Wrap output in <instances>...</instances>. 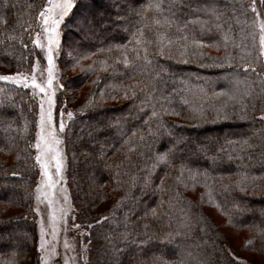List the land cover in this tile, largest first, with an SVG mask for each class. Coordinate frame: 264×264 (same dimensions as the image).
<instances>
[{
	"label": "trees",
	"instance_id": "obj_1",
	"mask_svg": "<svg viewBox=\"0 0 264 264\" xmlns=\"http://www.w3.org/2000/svg\"><path fill=\"white\" fill-rule=\"evenodd\" d=\"M46 1L0 0V68L32 66ZM250 1L160 0L163 13L147 7L156 0L75 1L77 50L60 63L73 70L64 98L78 103L63 144L87 264H244L243 252L264 264V81L251 71L263 62ZM87 3L107 26L86 19ZM77 28L91 35L80 41ZM37 109L28 88L0 81V264L40 261Z\"/></svg>",
	"mask_w": 264,
	"mask_h": 264
},
{
	"label": "rangeland",
	"instance_id": "obj_2",
	"mask_svg": "<svg viewBox=\"0 0 264 264\" xmlns=\"http://www.w3.org/2000/svg\"><path fill=\"white\" fill-rule=\"evenodd\" d=\"M76 1V0H75ZM112 0H103L102 4H109ZM264 0L260 2V0H251L249 2V7L251 11L256 13V25H255V43L259 48V52L261 53L262 66L259 68H251V71H259L261 72V77L264 81V29L260 27L262 23H264V13L262 12L260 6H262ZM88 4V3H87ZM47 6V1L42 10ZM89 4L86 6L87 11L89 12L86 19L88 21H98L103 26L108 25V21L104 15H102L103 8L99 6V8L89 10ZM75 6L73 7V9ZM73 9L70 14H72ZM84 9V7H83ZM41 10V11H42ZM40 11V12H41ZM70 14L65 18L63 25L60 28V44L54 47L53 50V82H52V125L54 128V135L60 141L58 145H53L55 149H58L60 156L62 157V168L59 172L55 169V162L52 161L48 168V171L52 175V180L54 182L53 186H49L47 181V176L45 175V169L41 165L39 161H37L39 168V176L36 180V184L33 191V209L35 222L37 227V250L39 253V264H87L88 263V253H87V243L84 239L85 229L79 225V223L75 222L74 215V206L72 203V197L70 192V185L67 175V157L64 149V133L70 119L68 115L69 112L73 114L72 108H75L78 102H73L69 104L66 101L64 96L72 93L69 91L73 84L70 82L63 81V74H73V70L63 68L60 63V57L66 50H69L70 53L76 52L77 47H75V42L77 38H74L69 34L68 29L71 28V21L69 19ZM82 14H85V11L82 10ZM74 22L81 25L83 22L79 19V16H75ZM70 27V28H69ZM43 31V23L42 19L39 16L37 26L32 32V43L36 40L37 33H41ZM111 31V30H110ZM78 37L81 39L80 41H84L88 36L91 35V31L86 32L85 30H81V28H77ZM64 34L68 37V40L65 41V45L63 46ZM65 37V39H66ZM41 41H44V37H40ZM79 42V40H78ZM35 46V45H34ZM37 48V56L35 57L32 66L28 70H19L12 71L7 70L5 68H0V75H13L16 73L26 74L27 76H31L33 74L36 75L37 82H41L42 77L40 75L43 72V80H47V49L41 50ZM9 82L14 85L16 83L12 81H4ZM22 86V85H18ZM62 86V87H61ZM23 87V86H22ZM65 87L69 88V90L65 91ZM30 92L36 97L37 100V117H36V130L35 137L33 140V147L35 150V157L37 155H42L45 152L44 147L36 148L35 145L37 143L38 134L41 132V123H40V114H41V103L44 104V109L47 111L48 103L45 93L39 92L38 89H33L31 87L28 88ZM72 90V89H71ZM35 93V94H34ZM59 94L61 98L59 99ZM264 117V111L261 113ZM73 117V115L71 116ZM63 121L65 127L61 131L59 129V123ZM236 129L234 126H230L229 128H224V131H231ZM47 135V132L45 133ZM43 145V141H41ZM221 220V219H219ZM43 229V232H42ZM43 235V242L45 244V250H40L41 244V236ZM236 242L239 241L236 239ZM243 256L245 258L242 259L244 264H256L254 263L255 256H248L246 252H243Z\"/></svg>",
	"mask_w": 264,
	"mask_h": 264
},
{
	"label": "snow or ice",
	"instance_id": "obj_3",
	"mask_svg": "<svg viewBox=\"0 0 264 264\" xmlns=\"http://www.w3.org/2000/svg\"><path fill=\"white\" fill-rule=\"evenodd\" d=\"M75 6V0H47V6L39 13L40 18L42 19L43 23V31L41 33H37V39L33 41V44L40 48L41 50L47 49L46 56L48 62L47 68V80H43V72L40 73L42 80L41 82H37L36 75L33 74L31 76H27L26 74L16 73L13 75H0V81H12L17 85H22L24 88H33L38 89L39 92L45 93L48 103L47 111L44 109L43 102L41 103V114H40V123H41V132L38 134L37 143L35 145L36 148H41L42 146L45 149V152L42 155H37L36 160L41 163V165L45 169V175L47 176L46 183L49 186H53L54 182L52 180V175L48 171L50 163L52 161L55 162V169L57 172L60 171L62 168V157L58 149H55L53 145H58L60 141L54 135V128L52 125V95L50 94L52 91V82H53V50L54 47L60 44V28L63 25L65 18L70 14L71 10ZM148 8H154L157 12L163 13V9L161 7L160 0H156L155 3H150ZM171 7V6H170ZM143 19V16H141ZM165 21L171 24V21L167 20L165 17ZM155 24L160 25V20H155ZM262 29H264V23L260 25ZM134 38L137 44H142V37L143 32L139 31L138 34L134 33ZM44 37V41L42 42L40 37ZM187 39V37H184ZM143 43L151 44L152 41L144 40ZM156 43L160 46L161 54L163 52V46L165 43H171L170 40L164 34H158ZM199 43V42H195ZM26 47V46H25ZM145 53V59H147V47L143 48ZM124 63L127 64L128 61L125 58ZM62 87V86H61ZM35 94V93H34ZM68 115L71 117L72 113L69 112ZM153 115L155 116L156 113L154 112ZM65 125L63 121L59 123V129L62 131ZM47 132V135L45 133ZM43 141V145L41 144ZM158 160L161 162H167V154H162L158 157ZM153 215H155V210H153ZM43 232V229H42ZM41 244L40 250H45V244L43 242V235L41 236ZM167 242V241H165Z\"/></svg>",
	"mask_w": 264,
	"mask_h": 264
}]
</instances>
